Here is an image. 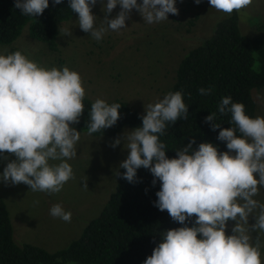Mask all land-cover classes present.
<instances>
[{"label": "clouds", "instance_id": "9594fccd", "mask_svg": "<svg viewBox=\"0 0 264 264\" xmlns=\"http://www.w3.org/2000/svg\"><path fill=\"white\" fill-rule=\"evenodd\" d=\"M55 4L62 0H53ZM202 0H195L200 4ZM103 26L97 27L92 9L97 0H69V8L78 14L81 30L96 41L109 30L127 27L133 9L148 24L178 15L176 0H101ZM211 8L231 15L249 7L253 0H209ZM120 5L113 18L110 14ZM15 7L26 16L38 17L49 7V0H16ZM60 34L71 35L60 28ZM199 93L210 95L212 87ZM85 88L80 74L69 67L45 68L28 59L21 51L0 54V158L10 160L0 180L13 185L26 184L33 192L59 193L74 178L68 162L77 155L81 133L72 124L79 123L85 105ZM119 103L96 99L89 112L88 134L113 127L121 117ZM142 126L128 130L111 144L124 141L129 150L119 167L123 178L137 182V170L148 169L160 182L155 206L167 211L181 225L163 232L162 240L143 264H262L260 235H264V203L254 199L264 187V116L251 117L242 103L231 96L222 98L219 113H231V124L222 128L218 139L226 142L220 152L211 142L194 148L195 139L177 150L176 157L166 155L160 141L168 123L188 118V105L182 91L169 92L163 99L145 105ZM212 130L221 128L216 113L205 118ZM237 132L240 134L238 135ZM233 153H235L233 155ZM120 173H117L119 176ZM83 187L88 189L87 178ZM38 203V201H36ZM50 215L71 222L72 213L61 204ZM250 216L255 223L249 224ZM195 218L194 224L188 222ZM229 221H235L227 234ZM258 233L255 243L250 233Z\"/></svg>", "mask_w": 264, "mask_h": 264}, {"label": "trees", "instance_id": "16d2710c", "mask_svg": "<svg viewBox=\"0 0 264 264\" xmlns=\"http://www.w3.org/2000/svg\"><path fill=\"white\" fill-rule=\"evenodd\" d=\"M16 0H0V43L13 42L27 26L31 38L45 44L50 51L58 50L59 26L75 14L69 0L49 7L38 17L26 16L15 7ZM182 10L192 13L199 7L195 0H181ZM197 11L187 20L192 27ZM188 28V29H189ZM23 50L11 47L4 55ZM201 87H212L210 95H201ZM264 87V38L244 34L239 25V12L226 14L215 23L212 34L198 42L181 58L170 92L182 91L188 105V118L168 123L159 139L166 145V155L176 157L177 150L195 139L194 148L202 142H211L220 152L227 151L226 142L218 139L222 128L231 124V113L220 114L223 97L231 96L233 103H242L248 115L255 118L256 104L252 91ZM94 101L84 97L85 110L79 123L72 124L80 132H88L89 112ZM107 103L121 105L118 122L93 136H115L125 127L142 126L139 113L122 99ZM216 113L221 128L212 130L205 118ZM239 135L240 133L237 132ZM126 170L119 168V176L99 214L90 219L80 234L64 247L48 251L30 243L17 244L4 198L0 193V264H143L162 240V233L179 228L167 211L155 206L160 182L153 184L152 173L143 167L137 170V182L123 178ZM117 172V173H118ZM195 218L188 222L194 224Z\"/></svg>", "mask_w": 264, "mask_h": 264}, {"label": "rangeland", "instance_id": "374dc122", "mask_svg": "<svg viewBox=\"0 0 264 264\" xmlns=\"http://www.w3.org/2000/svg\"><path fill=\"white\" fill-rule=\"evenodd\" d=\"M180 2L176 0L178 15L169 14L168 20L153 24L144 22L139 12L133 9L126 28L109 30L100 41L81 30L75 13L59 26L58 50L55 52L31 38L26 26L13 42L0 43V54L11 47H18L28 59L42 67L62 69L67 66L80 74L85 97L106 102L119 98L139 113L146 114L145 105L163 99L170 92L183 55L209 37L215 23L226 15L211 8L209 0H202L192 13H185ZM102 7L101 0H97L92 9L97 27L103 25L105 13ZM120 10V5H117L110 16L114 18ZM195 11L199 16L189 28L187 20ZM239 25L244 34L264 38V0H253L249 7L242 9ZM60 28L68 29L71 35H61ZM252 97L256 104L255 117L264 116V87L253 90ZM128 130L133 128L125 127L115 136L80 132L77 155L68 161L74 178L65 183L59 193L33 192L26 184L13 185L0 180V193L10 214L14 241L55 251L76 238L85 224L99 214L114 189L119 165L127 158L129 150L125 149L123 140L115 148L111 144ZM12 159L15 157L0 158V173ZM86 178L88 189L83 187ZM254 199L264 203V187L259 188ZM55 204H61L65 211L72 213L71 222L50 215ZM254 223L255 217L250 216L249 224ZM234 224L235 221L228 222L227 234H232ZM250 235L255 243L258 233ZM260 240L264 264V235H260Z\"/></svg>", "mask_w": 264, "mask_h": 264}]
</instances>
